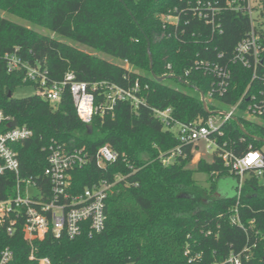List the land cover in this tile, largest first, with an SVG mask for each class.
<instances>
[{
    "label": "trees",
    "instance_id": "trees-1",
    "mask_svg": "<svg viewBox=\"0 0 264 264\" xmlns=\"http://www.w3.org/2000/svg\"><path fill=\"white\" fill-rule=\"evenodd\" d=\"M198 1L221 8V34L213 33L193 16ZM228 1L232 0H0L1 12L133 66L128 70L0 17V110L33 133L29 140L14 145L20 176L31 177L47 189V146L56 142L69 151L83 150L88 155L86 165L71 172L72 194L81 193L99 179L113 182L116 174L124 177L107 197L105 226L100 234L90 236L84 227L80 236L69 239L57 238L49 231L44 240L33 242L36 257L30 260L31 247L24 240L21 219L12 236L0 228V258L1 252L9 249L13 257L8 264H39L38 260L46 257L49 264H224L231 251L238 252L248 242L258 245L249 264H264V182L249 176L239 198L238 184L235 196L216 195L219 179L232 174L216 152L211 162L200 159L194 169L188 168L194 158L192 146L182 147L181 155L164 165L161 156L179 144L149 108H170L182 123L209 116L200 92L208 94L213 78L196 69V63L227 64L235 46L251 29L247 15L225 9ZM251 3L263 16L264 0ZM166 15L177 16L179 25L162 22ZM146 40L150 41L153 73L167 77L162 83L151 76ZM9 54L46 69L49 82H60L66 72L89 84L106 81L128 88L139 81L148 85V107L133 111L128 103H119L113 116H94L90 132L79 120L67 92L57 106L38 95L13 97L17 87L33 83L26 81L21 71L7 72L4 59ZM232 70L228 95L208 102L210 111H216L217 104H234L245 91L247 73L236 65ZM238 122L245 132L233 120L228 121L215 136L216 143L235 154L249 146L262 149L264 143L258 139L264 140V128L240 117ZM0 130L6 131L7 125ZM104 146L118 155L115 164L106 168L95 160ZM194 173L207 174L209 187H200L192 178ZM15 184L13 174L0 177V200L13 197ZM237 201L250 234L248 241L244 231L227 220V211ZM209 231L211 235H207ZM253 231L259 232L258 240L253 239Z\"/></svg>",
    "mask_w": 264,
    "mask_h": 264
},
{
    "label": "built area",
    "instance_id": "built-area-1",
    "mask_svg": "<svg viewBox=\"0 0 264 264\" xmlns=\"http://www.w3.org/2000/svg\"><path fill=\"white\" fill-rule=\"evenodd\" d=\"M225 5L227 10L247 15L251 21L250 33L235 46L232 58L227 64L201 60L196 63V69H201L203 74L213 78L208 94H204L206 106L215 97L223 98L228 95L233 84L232 66L234 65L247 73L245 91L234 104L226 106L227 111H210L207 108L210 114L205 120L191 123L178 121L170 108L164 110L149 108L163 127L174 133L179 144L165 156H161V162L166 166L172 163L175 156L181 155L184 146H192L194 152L201 144L209 150L214 146L224 166L238 180L236 194L239 198L241 187L249 176L264 182V150L249 146L245 152L235 154L220 147L215 141V136L221 134L223 124L235 118L238 121L239 117L264 128V24L262 21L259 22L262 17L254 11L251 0H232ZM196 6L193 16L210 26L213 33L221 34V8L216 4L200 1ZM162 22L178 26L179 18L166 15L163 16ZM217 57L222 58L221 55ZM4 60L8 73L23 72L24 79L33 83L36 95L52 106H57L67 92L72 98L79 120L86 125H90L94 116H113L114 108L119 103H128L133 111L148 107L145 97L148 85H142L139 81H135L128 88L106 81L89 84L77 81L72 72H66L60 82H49L46 69L41 70L39 66H31L23 62L17 54L6 55ZM167 68L170 69V65ZM13 120L0 110V129L2 125H7L6 131L0 130V177L7 173L13 174L16 183L13 197L0 200V228L12 236L15 224L23 219L22 233L24 240L31 247L30 260L36 257L33 242L44 240L49 231L57 238L69 239L80 236L84 227L90 236L100 234L105 226L104 211L107 197L116 183L124 180V177L116 174L113 182L99 179L98 182L84 188L81 193L72 194L71 172L75 168L85 166L89 160L88 155L83 150L69 151L65 145L51 142L47 146V168L44 171L47 189L31 177L22 178L18 152L14 149V145L29 140L33 133L18 124L9 129L8 125ZM117 158V153L108 146L101 147L95 156L96 164L103 168L115 164ZM227 220L231 226L244 231L247 241L250 239L241 217L238 201L227 211ZM253 224L254 221H250V225ZM207 235H211V231ZM258 236L259 232L253 231V239L258 240ZM257 247L256 243L247 242L238 252L231 251L225 258L224 264H249L255 258ZM188 254L187 249L185 256ZM261 256L264 261V246L261 249ZM12 257L13 254L9 249L3 250L0 264H8ZM197 258L199 255L193 257V259ZM191 260L190 258L189 261ZM38 261L39 264H49L47 257Z\"/></svg>",
    "mask_w": 264,
    "mask_h": 264
},
{
    "label": "rangeland",
    "instance_id": "rangeland-1",
    "mask_svg": "<svg viewBox=\"0 0 264 264\" xmlns=\"http://www.w3.org/2000/svg\"><path fill=\"white\" fill-rule=\"evenodd\" d=\"M0 17L6 19V20H10L12 22H15L23 27H28L33 29L35 32L41 34V35H48L51 38H54L56 40H58L59 42H63L65 44H68L70 46H72L73 48H75L77 51H80L82 53L88 54L90 56L93 57H97L99 59L102 60H106L110 63H114L117 64L119 66H123L125 68H128V70H133V66L122 62L120 60L117 59H112L109 56L105 55L104 53H102L101 51L97 50V49H92L89 48L85 45L79 44V43H75L73 41L70 40H66V39H62L59 38L57 35H54L52 33H50L47 29H41L39 27L36 26H32L30 25L28 22H24L22 20H20L19 18L10 15V14H6L4 12L0 11ZM262 20H260L259 22L262 21V23L264 24V15L261 16ZM137 72V71H136ZM168 84H170L173 87H176L182 91H185V89L182 87H179L173 83H171L170 81H167ZM32 95H36V89L34 88L33 85H27V86H21V87H17L13 93V97L15 98H27V96H32ZM217 111H227L228 108L226 106H223L221 104H217L216 106ZM255 122H259V123H263L260 120H255L252 119ZM264 150V147H263ZM215 152V147L212 146V148L209 149H205L204 146L201 144V146L198 148L197 151L194 152V158H193V162L188 166V168L190 169H194L196 167V164L198 163V160L200 159H204L205 161L211 162V156L213 155V153ZM195 182L200 186V187H205L208 188L209 184H208V175L205 173H194L193 177ZM238 184V180L237 178L233 177V176H225L221 179H219V181L217 182V186H216V195H221L223 197H233L235 196V190Z\"/></svg>",
    "mask_w": 264,
    "mask_h": 264
},
{
    "label": "water",
    "instance_id": "water-1",
    "mask_svg": "<svg viewBox=\"0 0 264 264\" xmlns=\"http://www.w3.org/2000/svg\"><path fill=\"white\" fill-rule=\"evenodd\" d=\"M147 41V56H148V59H149V69H150V73H151V76L153 77V79L158 82V83H162L165 81V79L167 77H157L155 76V74L153 73L152 71V66H153V59H152V55H151V52H150V41L146 40ZM200 95H201V102H202V106H203V109H205V111L207 113H209L208 109H207V106H206V103H205V100H204V94L203 92H200ZM11 94L8 95V97H10ZM210 114V113H209ZM234 122H236V124L239 126V128L241 129V131L245 132L244 128L242 125L239 124V122L237 121V119H233ZM17 125V122L16 120H13L11 121V123L8 125V128L11 129V127H15ZM86 129H88L90 132H92V127L91 125H87L86 126ZM259 141L263 142L264 143V140L262 139H258Z\"/></svg>",
    "mask_w": 264,
    "mask_h": 264
}]
</instances>
